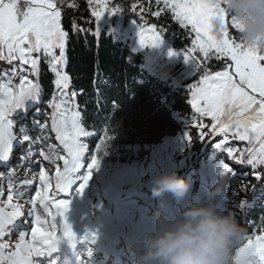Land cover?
Returning a JSON list of instances; mask_svg holds the SVG:
<instances>
[{
	"label": "snow or ice",
	"instance_id": "snow-or-ice-1",
	"mask_svg": "<svg viewBox=\"0 0 264 264\" xmlns=\"http://www.w3.org/2000/svg\"><path fill=\"white\" fill-rule=\"evenodd\" d=\"M88 2L90 5L95 2L102 9L93 10L97 19L104 11L112 14L122 11L119 7L109 9L107 0ZM63 3L64 0H0V62L8 66L0 68V167L6 170L0 172V180L7 187L5 192V184H0V264H41L40 258L56 250L57 218L64 217L70 204L67 199L51 195V177L43 166L39 168L40 187L34 196L25 199L35 178L20 177L19 169L31 171L34 164L40 163L34 160L37 155L50 163L62 161L63 167L57 165L55 170L56 191L68 193L80 180L78 191L82 194L92 177V169L99 167V159L93 155L84 174L78 175L82 157L88 152L83 138L91 132L82 125L81 111L74 102L77 93L69 96L67 92L70 78L63 65L68 33L61 24ZM155 5L151 16L160 18L170 13V18L187 31L191 46L180 52L195 65L197 72H203L189 86L192 120H201L193 125L201 129L200 140L205 141L208 135L214 139L222 135L223 139L214 146L226 151L235 163L251 167L253 176L261 177L264 172L258 169L264 166V51L247 47L240 41L235 35L240 31L239 24L235 18L229 22L228 14L219 6L220 0H155ZM131 7L133 13L139 7L140 20H143L144 8L137 4ZM221 14L222 26L217 34L214 20ZM134 23L140 30L142 43L158 41L165 30L157 24L137 20ZM42 63L54 76V91L45 105L51 110L50 116L45 111L48 118L43 121L37 119L42 112L44 95L40 81ZM30 112L29 125L23 121ZM205 117L211 119L210 133L203 131L208 127L202 122ZM49 133L55 134L59 148L50 143ZM230 135L233 142H246V147L228 146ZM105 137L97 144L98 150L111 138L107 131ZM187 139H192L190 133ZM17 149L20 157L13 166L11 161ZM60 149L64 155L59 154ZM218 171L224 177L235 174L224 161ZM241 189L246 191L243 185ZM245 203L242 200L235 206L238 212ZM25 204L30 207L25 209ZM41 207L51 215L50 222L41 219ZM62 231L64 237L73 238L66 218ZM233 251L231 264H264V228L257 234L243 236Z\"/></svg>",
	"mask_w": 264,
	"mask_h": 264
},
{
	"label": "trees",
	"instance_id": "trees-1",
	"mask_svg": "<svg viewBox=\"0 0 264 264\" xmlns=\"http://www.w3.org/2000/svg\"><path fill=\"white\" fill-rule=\"evenodd\" d=\"M107 2L109 9L119 7L122 11L114 14L104 11L97 19L93 10L102 9H98L95 2L90 5L88 0H64L61 5V24L68 33L63 65L70 78L67 92L69 96L77 93L74 102L81 111L82 125L91 132L83 138L88 152L82 158V175L95 155L99 159V167L92 169L95 183L100 184L98 173L105 170L104 181L112 191L121 192L126 186H132L120 197L119 207L125 209L130 205L133 214L141 217L153 212L150 220L155 221L159 216L171 218L192 199L206 200L207 189L216 183L220 176L219 165L224 161L235 174L226 177L228 196L221 206L232 212L245 228L243 236L257 234L264 228V175L253 176L251 167L235 163L226 151L218 150L214 143L222 140V135L212 138L202 153L199 151L204 140L199 138L201 129L193 125L201 120H192L189 86L195 84L203 72H197L195 65L180 52L191 46V37L170 18V13L160 18L151 16L156 10L155 0ZM133 4L144 8L143 20H140L139 7L133 13ZM216 18L222 22V14ZM134 20L157 24L165 30L158 41L142 43ZM235 35L239 37L238 33ZM6 67L0 62V68ZM41 68L44 95L42 112L37 119L43 121L48 118L45 111L50 116L51 110L45 105L54 91V76L48 72L46 64L42 63ZM31 120L32 112L23 123L30 125ZM202 122L208 125L203 131L210 133L211 119L205 117ZM106 131L111 138L98 150L96 146L106 139ZM188 133L191 140L187 139ZM49 135L50 143L59 148L55 134ZM210 137L208 135L206 140ZM229 141L230 147H246V142H233L231 135ZM59 154L63 155L61 149ZM50 164L56 166L59 161ZM173 170L191 182L185 199L178 201L169 193L166 204L157 208L156 198L148 190L147 200L139 197V204L135 206L137 202L132 196L141 192L139 183L147 173L156 176ZM258 170L264 172V166ZM242 185L246 191L241 189ZM242 200L246 203L238 212L235 206Z\"/></svg>",
	"mask_w": 264,
	"mask_h": 264
},
{
	"label": "clouds",
	"instance_id": "clouds-1",
	"mask_svg": "<svg viewBox=\"0 0 264 264\" xmlns=\"http://www.w3.org/2000/svg\"><path fill=\"white\" fill-rule=\"evenodd\" d=\"M229 22L239 24V39L247 47L264 51V0H220ZM220 32V18L214 21ZM191 182L177 171H168L152 178L155 197L171 194L176 200L186 198ZM227 178L219 176L207 189V199H192L171 218L159 216L141 240L131 246L134 264H231L233 247L242 238L245 228L235 215L225 210Z\"/></svg>",
	"mask_w": 264,
	"mask_h": 264
},
{
	"label": "rangeland",
	"instance_id": "rangeland-1",
	"mask_svg": "<svg viewBox=\"0 0 264 264\" xmlns=\"http://www.w3.org/2000/svg\"><path fill=\"white\" fill-rule=\"evenodd\" d=\"M204 147V145H201ZM18 150V149H17ZM203 149H200V151ZM20 157V149L19 152L14 154V160L19 159ZM34 160L40 161V163H36L33 165L31 171H26L25 169H21L19 171L20 177H26L28 179H34L33 186L27 189V194L25 199H30L34 196L35 191L38 189V175L39 168L44 167L48 172L47 167L51 165L48 161H44L42 157L39 155L34 157ZM195 162V161H194ZM63 165H61V168ZM146 167V164H144ZM55 170L56 167L51 169V172H48L51 179L55 181ZM154 176L151 173H147L146 177L142 179L139 185L141 186V192L136 197L132 196L133 200H137L139 203V197H143V200H147L145 194L148 190L152 191V178ZM105 170H101L98 173L97 179L101 180L100 184L95 183L96 179L94 174L92 173V177L89 180L90 185H88L83 193L81 194L78 191V186H76L75 195L79 197L80 206H78V217L75 219V223H93L95 221H101L102 223L111 224L115 230L119 233L118 240H122L128 234L134 235L131 242L134 243L138 240H141L147 230L153 225L154 221H150V217L153 216V212H150L148 216L145 218L139 219L133 214V209L130 205L126 206L125 209L119 207V199L122 193H127L130 191L132 186H126V188L122 192H114L110 188V185H106L105 181ZM0 184H5L3 180H0ZM95 184V187H94ZM5 192H7V187L5 184ZM108 198L107 201L105 198ZM166 200V195L164 197V202ZM24 203V201H20ZM135 203V204H138ZM159 204H163L159 200ZM25 209L30 207L29 204H25ZM137 206V205H135ZM167 217V216H166ZM86 225V224H85ZM134 233V234H133ZM14 240L17 238L15 235L12 237ZM121 250H123L124 246H121Z\"/></svg>",
	"mask_w": 264,
	"mask_h": 264
},
{
	"label": "bare ground",
	"instance_id": "bare-ground-1",
	"mask_svg": "<svg viewBox=\"0 0 264 264\" xmlns=\"http://www.w3.org/2000/svg\"><path fill=\"white\" fill-rule=\"evenodd\" d=\"M209 144V142H207V145ZM80 171H81V169H80ZM79 171V172H80ZM76 186H77V183H76V185L74 186V189L76 188ZM73 213V210L72 211H70L69 212V218H68V224L69 225H71V227L73 226V224H74V221H75V219L77 218V213H75V214H72ZM79 225H81V224H79ZM83 226H85V227H87V225H85V224H83ZM106 227V226H105ZM73 234H74V229H73ZM29 237V238H28ZM27 238L30 240L31 238H30V235L28 236ZM63 238H66V237H64L63 236V233L59 236V240H58V243H59V241L60 240H62ZM13 240H14V238H12ZM131 239H132V234H128L126 237H124L122 240H119V241H122V243L123 242H125V243H128V242H130L131 241ZM120 247V246H119ZM93 246L92 245H90L89 247H88V249L87 250H83V253L82 254H86L87 253V251H92L93 250ZM79 261V260H78Z\"/></svg>",
	"mask_w": 264,
	"mask_h": 264
}]
</instances>
